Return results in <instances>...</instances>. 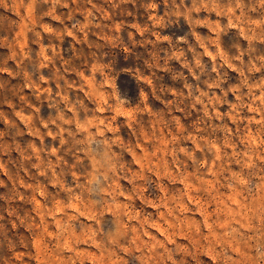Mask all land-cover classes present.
Returning a JSON list of instances; mask_svg holds the SVG:
<instances>
[{"label":"rangeland","instance_id":"obj_1","mask_svg":"<svg viewBox=\"0 0 264 264\" xmlns=\"http://www.w3.org/2000/svg\"><path fill=\"white\" fill-rule=\"evenodd\" d=\"M0 264H264V0H0Z\"/></svg>","mask_w":264,"mask_h":264}]
</instances>
